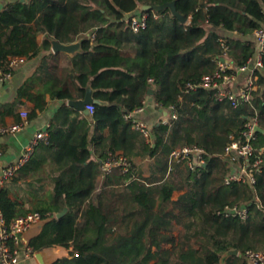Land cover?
I'll use <instances>...</instances> for the list:
<instances>
[{
  "label": "trees",
  "instance_id": "trees-1",
  "mask_svg": "<svg viewBox=\"0 0 264 264\" xmlns=\"http://www.w3.org/2000/svg\"><path fill=\"white\" fill-rule=\"evenodd\" d=\"M171 1L14 0L0 10V67L48 51L15 99L0 107V125L9 116L22 121L19 108L29 103L28 119L36 117L48 94L52 100L83 98L89 84L94 97L105 101L93 103L91 116L80 121L85 113L63 103L48 126V141L36 147L51 163L53 202L25 210L0 187L7 221L31 211L53 214L28 241L36 252L57 245L67 250L51 264H247L248 249L264 251V133L257 131L262 171L254 184L226 183L230 166L224 158L231 135L242 138L250 115L257 113L264 128V48L254 108L233 106L217 89L189 88L217 70L221 38L233 65L256 56L258 43L246 36L264 27V0H176L185 22L169 8L158 11V18L141 8ZM145 11L147 26L136 32L126 18ZM41 33L47 38L39 45ZM53 39L81 40L71 66L56 64L61 52L51 51ZM37 80L43 85L37 87ZM150 96L157 107L174 105L177 111L176 118L151 126V145L126 118ZM194 144L206 150L204 165L193 171L171 163L174 149ZM111 153L125 155L131 166L127 173L115 168L99 185L102 161ZM34 163L38 168L31 157L21 169ZM66 204L69 211L58 218ZM227 205L248 207L249 217L219 214ZM164 244L172 248L158 258ZM233 248L242 255L222 263Z\"/></svg>",
  "mask_w": 264,
  "mask_h": 264
},
{
  "label": "built area",
  "instance_id": "built-area-1",
  "mask_svg": "<svg viewBox=\"0 0 264 264\" xmlns=\"http://www.w3.org/2000/svg\"><path fill=\"white\" fill-rule=\"evenodd\" d=\"M155 18L159 17L158 11L152 10ZM173 14V13H172ZM150 13L148 11L140 12L136 15L126 18L130 23L131 28L138 32L145 28L148 23ZM256 40L259 46L258 53L253 58H249L248 61L240 66L233 65L231 59H229V46L224 39H220L223 52L221 55L215 57L218 68L210 75H205L199 85L190 84V89H195L199 86L206 88H213L218 90L220 98L229 99L233 106L237 107L242 102L251 105L253 94L256 90V78L255 73L257 68L263 66L262 51L264 48V27L255 30ZM21 62V58H11L8 62V67L14 69ZM9 68L4 69L0 67V83L8 81L13 76L12 71ZM252 68L253 72L249 81L241 86L238 90H233L232 83L237 79L239 72ZM154 82V79H151ZM146 103V102H145ZM144 107V106H143ZM143 107L136 109L134 112L127 114L126 118L130 119L133 123V127L139 130L143 136L148 140L152 138V128L144 119L135 117V112H139ZM87 108L92 113L94 105L89 104ZM167 112L169 113V119L177 117V111L174 105H171ZM22 121L18 123H8L6 125H0V136L15 133L20 131L28 120V111H21ZM168 122V120H166ZM260 125L258 114L250 115L244 123V129L242 131V138H236L235 135H231V140L227 143L224 151V158L229 163L230 172L225 177L226 183L242 182L251 183L256 182V175L262 171V152L263 148H257V130L256 127ZM49 137V131L47 129H41L37 131L31 138L29 143L24 148L21 156L17 161L11 163L3 168L0 183H4L13 178L20 169L30 160L36 147L41 142H47ZM3 155L0 149V159ZM206 150L199 145H184L174 149L170 155L171 163H181L190 170H197L198 167L206 163ZM255 159L252 161L251 157ZM131 166V161L123 154H109L105 160L102 161L101 169L103 175H108L113 172L115 168H119L122 173H127ZM173 167L171 166L170 170ZM219 214L230 215L237 214L242 219L249 217V209L246 206H229L227 205L223 210L219 211ZM53 214L51 212L43 215L40 211H31L25 215H20L14 218L12 221H7L6 216L0 206V264H17L21 261L22 257L30 258L37 252L29 245L25 240L24 235L34 226L40 224L42 221L51 218ZM245 258L250 264H264V251L248 249L245 254Z\"/></svg>",
  "mask_w": 264,
  "mask_h": 264
},
{
  "label": "crops",
  "instance_id": "crops-1",
  "mask_svg": "<svg viewBox=\"0 0 264 264\" xmlns=\"http://www.w3.org/2000/svg\"><path fill=\"white\" fill-rule=\"evenodd\" d=\"M9 1L14 0H0V10ZM229 34L237 35L236 32H229ZM246 37L255 42L257 41L255 33H252ZM45 38H47V36L44 33L38 35L37 41L39 45L43 44ZM51 51L53 54L58 53L53 50L52 46ZM60 52L61 58H59V62L58 59H54L56 60V64L63 67L71 66L70 59L76 52L74 54L62 51ZM46 53H48V51L43 50L38 56L31 59L21 57L20 64L14 67L15 73L11 79L0 83V107L15 99L18 87L33 76ZM252 70V68H249L245 71L239 72L237 79L231 85L233 90H238L241 86L245 85L249 81L253 72ZM257 79L258 75L256 81ZM36 85L37 87H40L43 84L40 80H37ZM256 86L257 90L259 86L257 84ZM150 97L147 99L143 109L139 112H135V117L144 119L149 123L150 126H153L158 122H167L166 120L169 121V113L167 110L157 107L154 97L152 101L150 100ZM46 99L48 101L46 108L43 111H38V115L36 117L30 120L28 119L20 131L0 136V149L3 152V155L0 159V179L3 168L19 159L24 148L29 143L34 134L41 129H48V126L51 124L52 118L54 117V114L58 108L63 103L69 105V100H52L50 94L47 95ZM32 105V103H29L28 106L20 107V114L22 110L29 111L30 106ZM84 116L87 117L86 114H83L78 119V121H80ZM14 120L15 119L12 116L7 117V123H15ZM106 133L107 130L104 131V134ZM145 140L149 145H151L153 142V140L148 141L146 138ZM92 148L94 150V147ZM32 158L40 162L38 168L33 167L36 165V163H34V165L30 164L28 167L21 169L13 178L4 183H0V187L7 188L9 190L10 197L16 200L19 203V206L25 210L32 209L43 203L53 202L55 195V180L54 176L50 172V161H45L46 158L44 157V153L37 149L35 150ZM137 161L138 163H141L144 160H142V158H138ZM103 179L104 175L99 176V185L103 183ZM46 221L47 220H44L40 224L32 227V230L30 229L24 235L25 240L29 241L32 237L37 235L41 231ZM41 253L42 256L40 257L37 255V253L30 258H24L23 256L21 261L17 264H51L59 257L65 255L67 250L64 247L57 245L44 249L41 251ZM247 264L250 263L248 262Z\"/></svg>",
  "mask_w": 264,
  "mask_h": 264
},
{
  "label": "water",
  "instance_id": "water-1",
  "mask_svg": "<svg viewBox=\"0 0 264 264\" xmlns=\"http://www.w3.org/2000/svg\"><path fill=\"white\" fill-rule=\"evenodd\" d=\"M142 10H155V11H162L165 10L167 8H169L171 10V12L173 13V15L179 17L182 21H186V18L181 15L176 7V0H173L171 2H166L163 4H154V5H148V4H144L141 6ZM52 48L55 52H66V53H70V54H74L77 51L81 50V40H78L76 42H72V43H63L57 39H53L52 40ZM94 89L92 88V86L89 84L87 86V93L85 95V97L83 98H78V99H71L68 101L69 105L75 107L78 110H81L82 112H84L87 116H91V112L90 110L87 108V105L89 104H93V103H99V104H104L105 101L100 100V99H96L94 97ZM149 94L152 95L153 94V89L149 90ZM150 100H153V97H150ZM256 130L259 132H263L264 133V128L261 125H258L256 127ZM69 211V207L66 204L64 209L59 212L57 214L58 218H61L62 216H64L65 214H67V212ZM41 251L37 252V255L40 257L41 255ZM231 255H242V253H240L239 249L237 248H233L228 250L223 256H222V263H225L226 260L228 259L229 256Z\"/></svg>",
  "mask_w": 264,
  "mask_h": 264
},
{
  "label": "rangeland",
  "instance_id": "rangeland-1",
  "mask_svg": "<svg viewBox=\"0 0 264 264\" xmlns=\"http://www.w3.org/2000/svg\"><path fill=\"white\" fill-rule=\"evenodd\" d=\"M180 169H186L185 165H182V167ZM177 194H178V192L175 195H177ZM171 248H172V245H170V244H164V246H163V249L164 250L158 252L157 257L159 258L164 253V251H169V250H171Z\"/></svg>",
  "mask_w": 264,
  "mask_h": 264
}]
</instances>
